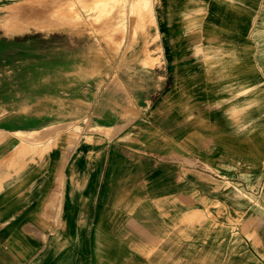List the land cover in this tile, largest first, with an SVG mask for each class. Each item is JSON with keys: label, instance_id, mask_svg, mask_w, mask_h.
I'll list each match as a JSON object with an SVG mask.
<instances>
[{"label": "crops", "instance_id": "obj_1", "mask_svg": "<svg viewBox=\"0 0 264 264\" xmlns=\"http://www.w3.org/2000/svg\"><path fill=\"white\" fill-rule=\"evenodd\" d=\"M258 4L130 2L123 38L120 9L103 24L108 43L66 8L44 18L0 4V264H185V151L198 155L200 127L221 120L200 115L185 61L201 60V45L239 43L217 34L248 29ZM81 122L101 131L54 129ZM65 135L69 151L57 148Z\"/></svg>", "mask_w": 264, "mask_h": 264}, {"label": "rangeland", "instance_id": "obj_2", "mask_svg": "<svg viewBox=\"0 0 264 264\" xmlns=\"http://www.w3.org/2000/svg\"><path fill=\"white\" fill-rule=\"evenodd\" d=\"M130 2L144 6L146 0H0L10 14L35 8L45 18L49 11L55 14L66 8L60 15L94 28L112 22L117 7L122 38L127 32L126 6ZM253 8L248 29L217 34L239 37V43L201 45L202 59L185 61V89L198 91L200 115L221 117L206 120L207 125L200 127L198 155L185 151V264H264V0ZM14 17L9 19L15 21ZM96 32L106 43L110 41L107 28ZM123 43L122 39L117 47L122 48ZM9 47L15 45H3ZM181 48L186 56L192 54L193 46ZM54 129L58 135L78 138L101 131L88 122L60 124ZM73 143L67 138L56 142L57 148L61 145L66 151ZM86 143L78 141L75 148ZM76 222L87 225L88 216L82 214Z\"/></svg>", "mask_w": 264, "mask_h": 264}, {"label": "bare ground", "instance_id": "obj_3", "mask_svg": "<svg viewBox=\"0 0 264 264\" xmlns=\"http://www.w3.org/2000/svg\"><path fill=\"white\" fill-rule=\"evenodd\" d=\"M133 38V37H132ZM18 130V129H17ZM15 131V130H14ZM21 131V130H20ZM13 134H15V133H13ZM20 134H23V132L22 133H20ZM16 136H17V134H15ZM28 156H30V155H28ZM19 157V156H18ZM26 157V156H25ZM17 166V165H16ZM15 167V166H14ZM17 168V167H16ZM10 169V168H9ZM44 180V179H43ZM41 186V185H40ZM22 192V191H21ZM4 225V224H3ZM42 239V238H41Z\"/></svg>", "mask_w": 264, "mask_h": 264}]
</instances>
